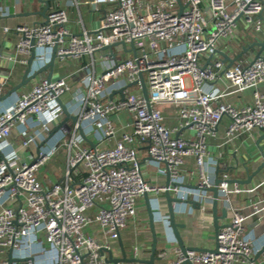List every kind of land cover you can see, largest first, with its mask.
Listing matches in <instances>:
<instances>
[{
	"label": "built area",
	"instance_id": "obj_1",
	"mask_svg": "<svg viewBox=\"0 0 264 264\" xmlns=\"http://www.w3.org/2000/svg\"><path fill=\"white\" fill-rule=\"evenodd\" d=\"M70 1L79 10L80 0ZM82 4L101 9L103 16L94 29L80 20V35L71 33L68 13L62 8L50 7L41 24L4 28L5 33L19 36L9 60L27 65L32 41L34 64H48L46 52L53 53L54 48L57 59L81 60L116 43L134 45L137 56L124 61L106 58L99 75L94 63L93 70L86 66L73 73L70 78L83 76L81 83L87 91L76 93L78 123L71 130V139L53 148L43 145L35 156L21 158L8 142L11 131L19 126L27 136L28 126L38 127L40 132L22 145L47 143L51 122L64 114L59 100L72 90L69 78L50 82L43 78L27 91H16L15 104L0 112V151L4 154L0 160V264L10 263V253L16 260L12 264H106L101 250H110L121 239L136 217L138 200L146 194L158 200L169 191L182 203L194 201L206 210L215 186L208 173L209 162H214L208 139L217 135L224 118L229 119L227 143L264 128V93L258 90L264 83V52L232 68L214 59L221 45L237 34L240 23L262 31L259 16L264 12V0H83ZM8 13L0 7V18ZM140 73H144L151 108L142 94ZM221 78L229 83L225 90L213 85ZM8 82L9 77H3L0 70V96ZM249 89L254 90L250 105L236 107L221 101ZM121 90L123 99L111 98ZM156 104H178V126L167 127ZM123 112L131 118L130 130L119 129L112 120ZM86 127L94 135L95 148L83 145L79 131ZM185 129L193 130L196 139H185ZM113 140L112 147L100 148ZM139 144L146 146L150 158L144 165L159 175L170 172L169 187L145 179ZM62 145L68 151L64 178L46 187L38 171ZM190 157L195 159L199 176L194 189L186 187L181 173ZM222 180L219 196L231 219L219 231L217 251L183 255L178 247L172 264L186 260L192 264H253L256 257L264 263V252L260 255L264 238L259 242L249 234L245 226L248 216L229 205L235 194L253 195L264 188V180L253 187ZM251 205L254 214L264 212V192ZM92 209L94 213H88ZM166 223L172 231L168 218ZM137 251L134 248L133 254ZM167 255L168 251L161 254Z\"/></svg>",
	"mask_w": 264,
	"mask_h": 264
},
{
	"label": "crops",
	"instance_id": "obj_2",
	"mask_svg": "<svg viewBox=\"0 0 264 264\" xmlns=\"http://www.w3.org/2000/svg\"><path fill=\"white\" fill-rule=\"evenodd\" d=\"M80 2L81 5L79 10L71 5L70 0H55L51 3V8H62L67 11L70 20L68 27L74 35L81 34L82 28L80 20L84 22L86 27L94 29L96 28L98 21L103 16L101 9L100 11H95L93 7L82 4L83 0H80ZM0 7L9 10L7 15L0 18V70L3 77H9V82L5 87H3L2 95L0 96L1 112L2 110H5L15 104V94L13 93L8 95V93L22 82L23 75L28 65H23L19 62L9 60V56L14 53L19 36L16 33H5L4 28H14L18 25L34 26L43 23L44 18L39 13L43 8V4L38 0H32V2L31 0H0ZM259 19L262 26L261 32H256L254 29H248L240 23L237 34L221 45V48L215 54L214 59H220L225 63L227 68H232L243 65L246 60H253L256 58L259 48L251 46L255 42L264 41V21L260 17ZM225 45L228 46L226 47ZM111 53L115 55V58L108 55ZM46 54V56L51 59L52 53L46 52ZM134 57L131 45H127V50L122 47L120 48V53H117L113 47L107 51L96 52L92 57L84 56L81 60H74L71 58L65 60L57 59L52 79L55 80L59 77H67L69 78L72 86L71 92L65 94L60 99L61 104L67 108L71 115L76 116V93L81 90L85 92L87 91V88L84 83H81L83 77L81 74L73 78L70 77L82 67L89 66V68L93 70L91 64L94 63L95 73L99 75L102 73V65L106 62V58L124 61ZM43 65L44 64H42V62H36L33 64L31 74L36 73L41 67L45 66ZM48 74L49 70L40 73L35 79L27 83L18 91L29 90L41 79L47 78ZM213 85L221 90H225L228 88L229 83L224 78H221ZM258 90L264 93V83L259 86ZM135 91H138V89L135 88ZM113 97L117 99L120 98L121 95L119 92H115ZM221 101L232 104L236 107L250 105L254 102V90L249 89L243 92L233 93L225 96ZM154 107L160 110L165 116V125L167 127L178 126V104H156ZM64 119L65 115L63 114L62 117L51 122V134ZM112 120L119 129L130 130L127 128V125L129 120L131 121V118L126 112L112 116ZM228 123L229 119L224 118L218 128L217 135L208 139L209 150L214 161L212 163L209 162L208 173L214 181L216 178L229 179L238 177L245 179L246 168H248L249 173L252 174L257 171L264 162L262 154L257 147V141L262 136L263 132L261 130H257L251 134H242L227 143L226 130ZM74 125L75 124L69 120L64 126L66 129L58 131L47 143L39 141L37 143L30 144L27 148L22 145L23 142L27 140L29 136H35L38 132H40V129L38 127L28 126L27 136H25L20 132L21 128L17 126L11 131L8 142L20 153L22 159H26L30 156L37 155L39 148L43 145L48 148H53L58 144H62L64 139L70 140L72 135L71 130H73ZM83 132L87 139L92 141L94 144L96 143L94 135L89 132L87 127L84 128ZM182 136L188 140L196 139L195 133L191 129L183 130ZM82 139L85 147H91L83 137ZM114 143L115 140L111 143L101 145L100 148L112 147ZM260 145L264 151V140ZM137 150L140 163H142V172L145 179L152 184L159 186L166 185V175H159L153 170V168H148V166L144 165L145 162L149 160L146 146L139 144L137 146ZM3 155V152L0 151V160ZM67 157L68 151L66 147L62 145L53 155L50 162L38 171V178L46 187H50L52 184L63 180L67 169ZM197 172L198 169L195 159L193 157L187 158L185 164L181 167V173L186 178L185 185L187 188L194 189L198 186L199 176ZM77 179H79V177ZM263 180L264 169L256 175L251 184L242 186L253 187ZM263 192L264 188L260 189L253 195L246 193L235 194L231 197L229 204L231 208L237 209L245 216H248V220L245 224L247 232L249 234H254L256 240L259 242L264 238V212L258 215L254 214V209L251 203L260 201L262 199ZM172 195L174 196V194ZM209 195L213 198V193L210 192ZM212 201L213 200H210L207 203L205 211L201 210V207H196L190 203L174 204L176 221L181 224L180 233L187 246L199 249H214L216 247V238L211 213ZM149 202L150 210L153 212V220L156 225V232L158 236L156 255L160 258V260H156L155 264H172L177 258L176 249L179 246L174 239L172 231L168 228V224L166 223V219H169V214L165 194H162L158 200H154V198L149 197ZM220 202L219 214H221V210L223 208L227 207L223 200H220ZM88 213L93 214L94 210H89ZM230 215V212H228L227 219L221 221L222 225L230 222ZM122 246L125 248L128 258L149 260L151 256L152 232L150 229V214L144 197L138 200L136 217L130 220L126 229L121 233V239L118 242L111 244V250L113 251L115 258L122 257ZM134 248H138L136 254H133ZM164 251H168V255L162 257L161 254ZM251 261L253 264H264L263 261L257 257ZM245 264L250 263L248 262Z\"/></svg>",
	"mask_w": 264,
	"mask_h": 264
},
{
	"label": "water",
	"instance_id": "obj_3",
	"mask_svg": "<svg viewBox=\"0 0 264 264\" xmlns=\"http://www.w3.org/2000/svg\"><path fill=\"white\" fill-rule=\"evenodd\" d=\"M40 3L43 4V8L41 10V12H39L42 17L44 18V20H46L47 18V12L51 7V3L54 2L55 0H38ZM263 21H264V16L263 14H261L259 16ZM31 56L28 60V65H27V69L25 70V73L23 75L22 78V82L16 86L15 88H13L12 91H10L8 93V95H11L13 93H15L16 91H18L19 89H21L23 86H25L27 83H29L30 81H32L33 79H35L40 73H43L47 70H49V74L47 77V81L50 82L53 78V73H54V68H55V63L57 60V55H56V48H54L53 53H52V57L50 59V62L48 64H46L44 67L40 68V70H38L36 73L31 74L32 72V66L34 64V61L36 59V48H35V42L32 41L31 44ZM116 46H122L125 50H127V45L125 43H116L113 45H109V46H105L101 51H107L109 49H112L113 47ZM251 47H258L259 51L257 52L256 58H259L260 55L264 52V41L263 42H255L254 44H252ZM131 50L134 52V56H137L136 53V48L134 45H131ZM110 57L115 58L114 54H108ZM139 79H140V83H141V89H142V94L144 96V99L147 102V105L149 108H151L150 105V100H149V93H148V87L147 84L145 82V78H144V73H140L139 74ZM138 82H135L134 84L131 85L135 86L137 85ZM119 94L121 95V98H124V93L123 90L119 91ZM111 98H113V96H111ZM60 101V100H59ZM61 103V102H60ZM62 105V104H61ZM62 109H63V113L65 115V119L59 124V126L55 129L54 132H52L50 138H52L58 131L62 130L63 127L68 123L69 120H71L73 122V124H77L78 123V116H74L71 115L67 108L62 105ZM261 131L263 132L262 136L259 138V140L257 141V147L260 150L263 160H264V151L261 147V142L264 140V128L261 129ZM80 135L86 140V142L88 144H90V146L92 148H95V144L90 141L89 139H87V137L84 135V132L82 129H80ZM150 159V158H149ZM142 164V163H141ZM264 169V162L263 164L258 168L257 171L253 172L252 174L249 173V169L246 168L245 169V173H246V178L245 179H241L238 177H234V178H229L226 179L225 181L229 184H234L237 183L239 185H249L252 183V181L254 180V178L256 177V175L262 170ZM219 173V172H217ZM223 180L220 178H216L215 180V186L210 190L211 193H213V201H212V208H211V213H212V218H213V226H214V234H215V238L217 239V236L219 234V231L221 228H223L225 226L221 224V221L226 220L227 216H228V211L226 208H223L221 210V214H219V207H220V196H219V185L221 184ZM171 184V174L168 171L167 173V183L166 186L169 187ZM165 199H166V203H167V210H168V214H169V226L171 227L174 237L176 239V242L179 246L180 251L182 252L183 255H186L187 251H196L199 253H203V252H216V247L214 249H199L196 247H190L187 246L185 244V241L180 233V227L181 224H179L176 221V217H175V212H174V204H179L182 203L181 200H179L178 198L174 197L172 195L171 192L166 191L165 193ZM144 198L146 199L147 202V207L149 210V214H150V229L152 232V250H151V256L149 258V260H140L137 258H128L127 256V252L125 251V248L122 246V257L121 258H115L114 257V253L113 251L107 250L105 248H103L101 250V255L103 257H105V263L106 264H119V263H145V264H155L156 260H160V258L156 255V251H157V244H158V236H157V232H156V225L154 223L153 220V212L150 210V202H149V195L146 194L144 196ZM188 203L196 206V207H201L199 203H196L194 201H189ZM264 252V250H262L260 252V255ZM9 258H10V263L12 264L13 262H16V260H14L12 258V254H9ZM182 264H192L191 261L186 260L184 261Z\"/></svg>",
	"mask_w": 264,
	"mask_h": 264
},
{
	"label": "rangeland",
	"instance_id": "obj_4",
	"mask_svg": "<svg viewBox=\"0 0 264 264\" xmlns=\"http://www.w3.org/2000/svg\"><path fill=\"white\" fill-rule=\"evenodd\" d=\"M31 2H32V0H31ZM120 48H122V47L121 46L114 47V49L116 50L117 53H120Z\"/></svg>",
	"mask_w": 264,
	"mask_h": 264
}]
</instances>
